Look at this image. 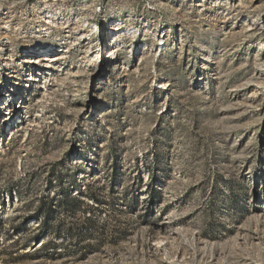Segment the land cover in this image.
Masks as SVG:
<instances>
[{"label":"rangeland","instance_id":"obj_1","mask_svg":"<svg viewBox=\"0 0 264 264\" xmlns=\"http://www.w3.org/2000/svg\"><path fill=\"white\" fill-rule=\"evenodd\" d=\"M5 15L0 264H264V0Z\"/></svg>","mask_w":264,"mask_h":264},{"label":"bare ground","instance_id":"obj_2","mask_svg":"<svg viewBox=\"0 0 264 264\" xmlns=\"http://www.w3.org/2000/svg\"><path fill=\"white\" fill-rule=\"evenodd\" d=\"M225 17V16H224ZM9 18H11V16L10 15H5V16H1L0 17V19H1V22L2 23H6L7 24V22L9 21L8 19ZM254 21H256V20H254ZM46 23H51V20L48 18L47 20H46ZM66 25V24H65ZM65 27H69V25H66ZM67 31H69V30H67ZM131 34V33H130ZM80 38L81 39H83V40H85L86 39V34H85V32H81V36H80ZM119 38H116V40L115 41H117ZM111 45L112 44H109V46L108 47H104V53H106V54H110L111 52ZM112 54V53H111ZM58 59V57L57 56H54L53 58H52V60H51V62H50V59H48L47 58V60H49V62L50 63H53L54 61H56Z\"/></svg>","mask_w":264,"mask_h":264}]
</instances>
